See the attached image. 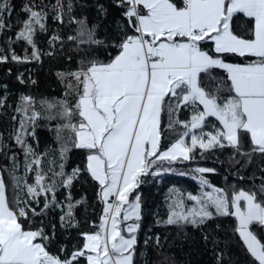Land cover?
I'll list each match as a JSON object with an SVG mask.
<instances>
[{"label":"snow or ice","instance_id":"1","mask_svg":"<svg viewBox=\"0 0 264 264\" xmlns=\"http://www.w3.org/2000/svg\"><path fill=\"white\" fill-rule=\"evenodd\" d=\"M88 7L0 0V264H264V0Z\"/></svg>","mask_w":264,"mask_h":264},{"label":"trees","instance_id":"2","mask_svg":"<svg viewBox=\"0 0 264 264\" xmlns=\"http://www.w3.org/2000/svg\"><path fill=\"white\" fill-rule=\"evenodd\" d=\"M11 2L15 5H19L21 0H11ZM81 3L88 5V9L86 11V15L89 17V20L92 21L96 18V10L95 5L97 3L103 4L106 7L110 4L111 0H80ZM110 15L114 16L116 15L115 11L110 8L109 9ZM15 15V13L13 14ZM104 24L109 23V21H104ZM112 24L114 26V21H112ZM20 51V49H17ZM7 67L12 68L13 75L9 76L6 74ZM59 67V65H56L55 63H49L45 62L43 68L37 67L35 64L27 65V66H19V71H26V68H32L34 71H48V72H55L56 68ZM17 66L15 65H0V85L8 84L10 93H17L20 91L21 85L16 81L15 74L17 72ZM0 94H2V90H0ZM214 182L217 184L222 183L221 177H214ZM170 185H177L180 187H186V188H193L194 182L191 181L188 177H180V176H174L169 175L166 180H164L161 184H148L144 185L142 187V192L144 194L145 198V207L148 209V215L144 219V228H147L149 225V222L153 221L152 213L159 211V214L163 216L165 214V205H164V194L167 190V187ZM82 193H77V195H80ZM88 198L91 200L92 198V192L88 191L87 193ZM159 206V207H158ZM81 213H83V209H81ZM83 218V216H81ZM143 239H144V233L141 231L140 233V241L141 245H143ZM177 252V258H183L180 256L179 251L175 250ZM185 251L187 249L185 248Z\"/></svg>","mask_w":264,"mask_h":264},{"label":"rangeland","instance_id":"3","mask_svg":"<svg viewBox=\"0 0 264 264\" xmlns=\"http://www.w3.org/2000/svg\"><path fill=\"white\" fill-rule=\"evenodd\" d=\"M24 73L25 78L28 77V71H21ZM55 72L48 71H33L32 78L37 81L34 85H21L20 91L31 92L36 96H55L59 93V86L56 83Z\"/></svg>","mask_w":264,"mask_h":264}]
</instances>
